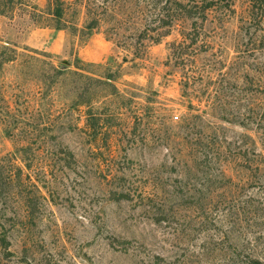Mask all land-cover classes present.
Wrapping results in <instances>:
<instances>
[{
	"label": "rangeland",
	"instance_id": "374dc122",
	"mask_svg": "<svg viewBox=\"0 0 264 264\" xmlns=\"http://www.w3.org/2000/svg\"><path fill=\"white\" fill-rule=\"evenodd\" d=\"M133 3L0 14V264H264V9Z\"/></svg>",
	"mask_w": 264,
	"mask_h": 264
},
{
	"label": "trees",
	"instance_id": "16d2710c",
	"mask_svg": "<svg viewBox=\"0 0 264 264\" xmlns=\"http://www.w3.org/2000/svg\"><path fill=\"white\" fill-rule=\"evenodd\" d=\"M116 3L120 0H114ZM113 0H47L45 10L39 8L37 4H30L29 0H0V14L5 16H13L21 5L25 8H30L29 13L33 20L37 21L44 14L48 15L52 20L57 22L59 28L67 27L63 21L66 11L70 7L78 10L80 5L84 8L86 16L90 17L88 23L82 29L83 32L90 33L93 29L100 25L104 19V15L108 8L118 9ZM193 1L194 3H190ZM231 0H133V5L138 6L142 27L139 28L140 39H152L154 42H159L163 36L169 33V30L152 34L160 28L171 27L177 20L180 19H202L207 20L209 11L221 5L230 7ZM259 0H254L253 11L258 13V9H264L263 3ZM62 26V27H61ZM77 29V27H76ZM55 69V68H54ZM58 72V70H56ZM61 73V71H59ZM101 81V80H100ZM102 82V81H101ZM259 261H257L258 263Z\"/></svg>",
	"mask_w": 264,
	"mask_h": 264
}]
</instances>
